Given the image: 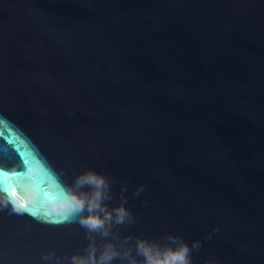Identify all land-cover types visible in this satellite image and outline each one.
Wrapping results in <instances>:
<instances>
[{"label":"water","instance_id":"1","mask_svg":"<svg viewBox=\"0 0 264 264\" xmlns=\"http://www.w3.org/2000/svg\"><path fill=\"white\" fill-rule=\"evenodd\" d=\"M0 128V264H264V0H0Z\"/></svg>","mask_w":264,"mask_h":264},{"label":"snow or ice","instance_id":"2","mask_svg":"<svg viewBox=\"0 0 264 264\" xmlns=\"http://www.w3.org/2000/svg\"><path fill=\"white\" fill-rule=\"evenodd\" d=\"M5 134V130L0 128V136H3Z\"/></svg>","mask_w":264,"mask_h":264},{"label":"clouds","instance_id":"3","mask_svg":"<svg viewBox=\"0 0 264 264\" xmlns=\"http://www.w3.org/2000/svg\"><path fill=\"white\" fill-rule=\"evenodd\" d=\"M95 222V221H94Z\"/></svg>","mask_w":264,"mask_h":264}]
</instances>
